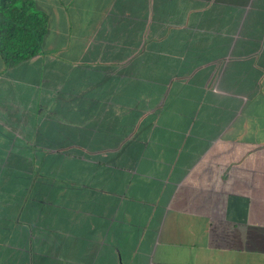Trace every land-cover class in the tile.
<instances>
[{
	"label": "crops",
	"instance_id": "crops-1",
	"mask_svg": "<svg viewBox=\"0 0 264 264\" xmlns=\"http://www.w3.org/2000/svg\"><path fill=\"white\" fill-rule=\"evenodd\" d=\"M30 1L0 264H264V0Z\"/></svg>",
	"mask_w": 264,
	"mask_h": 264
},
{
	"label": "trees",
	"instance_id": "trees-1",
	"mask_svg": "<svg viewBox=\"0 0 264 264\" xmlns=\"http://www.w3.org/2000/svg\"><path fill=\"white\" fill-rule=\"evenodd\" d=\"M47 18L30 0H0V54L6 68L38 55L43 48Z\"/></svg>",
	"mask_w": 264,
	"mask_h": 264
}]
</instances>
